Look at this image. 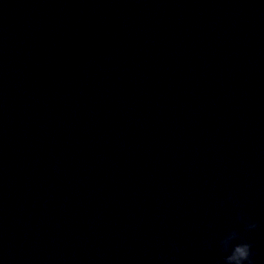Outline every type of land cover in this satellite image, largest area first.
Segmentation results:
<instances>
[{
  "label": "water",
  "instance_id": "water-1",
  "mask_svg": "<svg viewBox=\"0 0 264 264\" xmlns=\"http://www.w3.org/2000/svg\"><path fill=\"white\" fill-rule=\"evenodd\" d=\"M231 230L264 264V0H0V264H217Z\"/></svg>",
  "mask_w": 264,
  "mask_h": 264
},
{
  "label": "clouds",
  "instance_id": "clouds-1",
  "mask_svg": "<svg viewBox=\"0 0 264 264\" xmlns=\"http://www.w3.org/2000/svg\"><path fill=\"white\" fill-rule=\"evenodd\" d=\"M226 199L230 200L234 207H239L238 201L234 200L231 194H229ZM236 219L238 222L243 224L245 231H252L257 227V224L254 221L248 222L246 218L239 214ZM216 246L219 248L221 253H225L217 261V264H254L252 244L246 241L243 235L236 230L226 232L222 238L216 241ZM169 247L172 252L176 254L180 251L179 246L175 242H170ZM205 247H212L211 242L206 241ZM175 260L176 255H171L169 257L161 255L158 257L159 264H172Z\"/></svg>",
  "mask_w": 264,
  "mask_h": 264
}]
</instances>
